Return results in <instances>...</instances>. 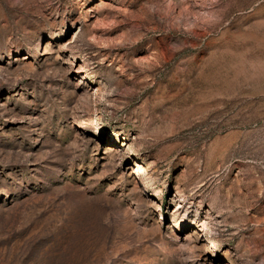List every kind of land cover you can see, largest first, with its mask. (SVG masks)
Returning a JSON list of instances; mask_svg holds the SVG:
<instances>
[{"label": "rangeland", "instance_id": "obj_1", "mask_svg": "<svg viewBox=\"0 0 264 264\" xmlns=\"http://www.w3.org/2000/svg\"><path fill=\"white\" fill-rule=\"evenodd\" d=\"M0 264H264V0H0Z\"/></svg>", "mask_w": 264, "mask_h": 264}]
</instances>
